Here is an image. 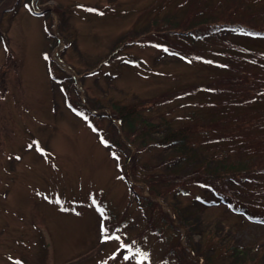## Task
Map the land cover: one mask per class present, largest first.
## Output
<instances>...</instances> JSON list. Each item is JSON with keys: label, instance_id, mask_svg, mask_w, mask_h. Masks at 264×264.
I'll use <instances>...</instances> for the list:
<instances>
[{"label": "rangeland", "instance_id": "374dc122", "mask_svg": "<svg viewBox=\"0 0 264 264\" xmlns=\"http://www.w3.org/2000/svg\"><path fill=\"white\" fill-rule=\"evenodd\" d=\"M195 3L230 22L217 28L222 46L203 36L190 47L165 34L171 49L145 26L174 10L189 18ZM176 42L206 55L190 58ZM262 62L264 0H0V264H204L168 201L140 178V164L155 163L157 149L135 151L109 106H147L176 98L179 87L207 105L230 101L221 91L239 83L226 77L245 75L242 89L264 83ZM246 93L242 105L264 112V95ZM170 106L159 110L191 111ZM250 110L240 105L236 113ZM216 184L221 192L185 185L180 205L204 202L203 210L195 205L199 214L220 218L229 234L264 252V205L244 203L224 180ZM239 204L243 212L231 207Z\"/></svg>", "mask_w": 264, "mask_h": 264}, {"label": "trees", "instance_id": "16d2710c", "mask_svg": "<svg viewBox=\"0 0 264 264\" xmlns=\"http://www.w3.org/2000/svg\"><path fill=\"white\" fill-rule=\"evenodd\" d=\"M187 6L189 8V5ZM208 10L212 12L211 16L205 12L204 5L195 3L189 18L175 17L174 10L162 17H152L145 26L151 29V33H155L163 40L159 44L165 43L171 49H173L170 44L172 41L166 40L165 34L172 36L175 41L189 44L190 47H195L196 38L203 36L209 37L208 39L216 38V43L220 41L218 45H221L227 39L217 28L222 24L228 25L230 22H218L219 19L214 15L216 7H210ZM179 23H183L184 26L178 25ZM206 26L208 29L204 30ZM262 33L263 31L258 32V34ZM200 34L202 36H199ZM176 43L190 58H200L206 55L203 51L189 50L182 47L180 43ZM218 50L225 51L219 47L216 48V52H219ZM230 50L233 48L227 51L230 52ZM240 55L242 53H239ZM261 65H264V62ZM238 67L239 71L245 68L244 65ZM235 68L237 66L231 67V71ZM245 78L246 76L241 73L239 76L233 74L227 76L225 82L239 83V90L235 86L232 89L229 85L228 92L221 91V95H227L228 97H225L230 101L225 99L213 105H207L206 98L199 102L189 98L190 88L179 87L176 98L167 94L169 97H164L161 101L149 99L150 104L147 106H141L145 101L110 104L109 106L111 116L122 125L126 139L136 144L135 151L149 144L157 149L155 163L140 164L142 170L140 178L148 185L150 194L168 201L179 225L185 229L186 242L204 264H246L250 261L254 264L259 262L264 264V252L258 250V245H254L257 243L253 244L250 241L247 244L239 236L229 234L231 228L226 226L220 218L211 220L198 213L199 210L195 205H200V210H203L204 202L195 201L193 204L181 206L178 199L179 191L187 184L197 183L220 191L216 183L224 180L227 186L235 188L244 203L258 207L264 205V112L255 110L254 107L257 104L255 106L242 105L249 95L246 92L250 91V88L256 93L259 92V95H264L262 90L264 83L242 89L243 84L246 83ZM237 95H239V100L235 99ZM174 99L176 101H173ZM173 103L177 107H185L191 111L179 115H164L162 110H159L162 105L167 104L168 107H172L170 105ZM196 105H200L202 109L193 108ZM240 105L242 109L250 108L249 112L254 115H238L236 112ZM151 109H155L156 117L147 113L151 112ZM251 128H257L263 134L259 133L256 138L250 137L248 130ZM226 134L228 135L224 138ZM135 154L132 155L130 163L133 172L137 165ZM224 198L226 203L233 205L231 195H225ZM231 207L241 212L244 210L240 204L238 209L235 206Z\"/></svg>", "mask_w": 264, "mask_h": 264}, {"label": "snow or ice", "instance_id": "6c2138e0", "mask_svg": "<svg viewBox=\"0 0 264 264\" xmlns=\"http://www.w3.org/2000/svg\"><path fill=\"white\" fill-rule=\"evenodd\" d=\"M102 142H104V141H102ZM30 147H31V145H30ZM37 150H40L39 148L37 149ZM58 203H59V201H57ZM107 239V238H106ZM118 239V238H117ZM125 259H128L127 257H125Z\"/></svg>", "mask_w": 264, "mask_h": 264}]
</instances>
